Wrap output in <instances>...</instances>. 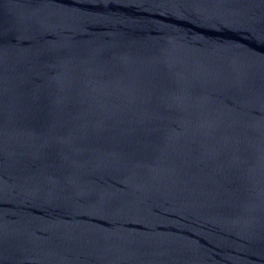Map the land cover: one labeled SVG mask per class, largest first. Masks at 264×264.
Here are the masks:
<instances>
[{
    "label": "water",
    "instance_id": "1",
    "mask_svg": "<svg viewBox=\"0 0 264 264\" xmlns=\"http://www.w3.org/2000/svg\"><path fill=\"white\" fill-rule=\"evenodd\" d=\"M0 264H264V0H0Z\"/></svg>",
    "mask_w": 264,
    "mask_h": 264
}]
</instances>
